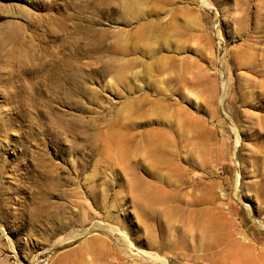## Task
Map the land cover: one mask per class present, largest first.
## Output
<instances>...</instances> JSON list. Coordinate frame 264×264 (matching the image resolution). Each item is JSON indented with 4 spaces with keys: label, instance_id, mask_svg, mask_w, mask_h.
<instances>
[{
    "label": "rangeland",
    "instance_id": "rangeland-1",
    "mask_svg": "<svg viewBox=\"0 0 264 264\" xmlns=\"http://www.w3.org/2000/svg\"><path fill=\"white\" fill-rule=\"evenodd\" d=\"M0 264H264V0H0Z\"/></svg>",
    "mask_w": 264,
    "mask_h": 264
}]
</instances>
